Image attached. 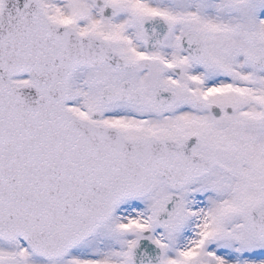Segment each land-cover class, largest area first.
I'll list each match as a JSON object with an SVG mask.
<instances>
[{
    "label": "snow or ice",
    "instance_id": "snow-or-ice-1",
    "mask_svg": "<svg viewBox=\"0 0 264 264\" xmlns=\"http://www.w3.org/2000/svg\"><path fill=\"white\" fill-rule=\"evenodd\" d=\"M0 264H264V0H0Z\"/></svg>",
    "mask_w": 264,
    "mask_h": 264
}]
</instances>
